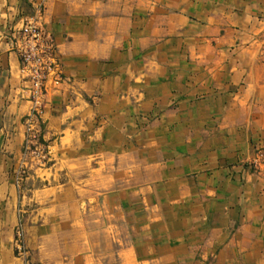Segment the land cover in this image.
Masks as SVG:
<instances>
[{"label":"crops","instance_id":"obj_1","mask_svg":"<svg viewBox=\"0 0 264 264\" xmlns=\"http://www.w3.org/2000/svg\"><path fill=\"white\" fill-rule=\"evenodd\" d=\"M41 0H0V264L9 170L32 104L12 31ZM66 81L44 111L51 164L22 197L40 264H264V0H46Z\"/></svg>","mask_w":264,"mask_h":264},{"label":"built area","instance_id":"obj_2","mask_svg":"<svg viewBox=\"0 0 264 264\" xmlns=\"http://www.w3.org/2000/svg\"><path fill=\"white\" fill-rule=\"evenodd\" d=\"M46 0H41L37 12L26 17L20 28L12 31L13 46L21 61V76L24 89L32 107L24 120L25 139L22 151L11 165L12 180L20 196L27 181L35 171L48 168L51 164V142L45 136L44 111L51 93L61 88L66 81L59 46L54 34L45 26L43 15ZM264 50V33L259 37ZM251 167L260 171L264 166V143L259 144ZM24 224L16 230V245L23 251ZM28 264V262H27Z\"/></svg>","mask_w":264,"mask_h":264},{"label":"rangeland","instance_id":"obj_3","mask_svg":"<svg viewBox=\"0 0 264 264\" xmlns=\"http://www.w3.org/2000/svg\"><path fill=\"white\" fill-rule=\"evenodd\" d=\"M9 175L11 177V172L9 170ZM12 178V177H11ZM19 219H18V223L16 225V228L14 230V239H13V247H14V250H15V255L16 257L21 261L22 264H40L35 256H34V253L33 251L30 249V247L27 245V242H26V231H25V225H24V236H23V242H24V248H23V251L20 252L17 245H16V230H17V226L19 223H23L24 224V212H23V206H22V197L20 196V193H19Z\"/></svg>","mask_w":264,"mask_h":264}]
</instances>
